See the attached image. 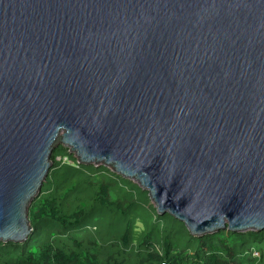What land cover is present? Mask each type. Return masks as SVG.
<instances>
[{"label": "water", "instance_id": "obj_1", "mask_svg": "<svg viewBox=\"0 0 264 264\" xmlns=\"http://www.w3.org/2000/svg\"><path fill=\"white\" fill-rule=\"evenodd\" d=\"M59 145L192 236L264 231V0H0V243Z\"/></svg>", "mask_w": 264, "mask_h": 264}, {"label": "trees", "instance_id": "obj_2", "mask_svg": "<svg viewBox=\"0 0 264 264\" xmlns=\"http://www.w3.org/2000/svg\"><path fill=\"white\" fill-rule=\"evenodd\" d=\"M50 160L30 235L0 243V264H264V231L195 237L132 181L78 163L62 145Z\"/></svg>", "mask_w": 264, "mask_h": 264}, {"label": "rangeland", "instance_id": "obj_3", "mask_svg": "<svg viewBox=\"0 0 264 264\" xmlns=\"http://www.w3.org/2000/svg\"><path fill=\"white\" fill-rule=\"evenodd\" d=\"M58 159H59V158H58ZM151 204H152V203H151ZM152 205H153V204H152ZM137 228H138V229H140V228H141V225H140V224H138V225H137Z\"/></svg>", "mask_w": 264, "mask_h": 264}]
</instances>
